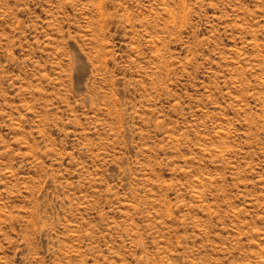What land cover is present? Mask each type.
<instances>
[{"label":"rangeland","instance_id":"rangeland-1","mask_svg":"<svg viewBox=\"0 0 264 264\" xmlns=\"http://www.w3.org/2000/svg\"><path fill=\"white\" fill-rule=\"evenodd\" d=\"M0 264H264V0H0Z\"/></svg>","mask_w":264,"mask_h":264}]
</instances>
